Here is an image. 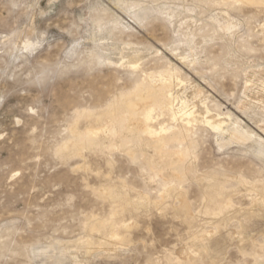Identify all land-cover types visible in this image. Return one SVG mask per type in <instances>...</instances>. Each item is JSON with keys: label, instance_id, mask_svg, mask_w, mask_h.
I'll use <instances>...</instances> for the list:
<instances>
[{"label": "rangeland", "instance_id": "374dc122", "mask_svg": "<svg viewBox=\"0 0 264 264\" xmlns=\"http://www.w3.org/2000/svg\"><path fill=\"white\" fill-rule=\"evenodd\" d=\"M239 1L0 0V264H264V0ZM150 73L179 117L154 126L194 111L184 161L113 119Z\"/></svg>", "mask_w": 264, "mask_h": 264}, {"label": "bare ground", "instance_id": "6f19581e", "mask_svg": "<svg viewBox=\"0 0 264 264\" xmlns=\"http://www.w3.org/2000/svg\"><path fill=\"white\" fill-rule=\"evenodd\" d=\"M238 1V0H237ZM241 1V0H240ZM239 1V2H240ZM245 1H247V0H245ZM244 1V2H245ZM253 1V0H252ZM255 1V0H254ZM253 1V2H254ZM257 1V0H256ZM234 2V1H233ZM243 2V3H244ZM250 2V1H249ZM264 2V1H263ZM242 3V2H241ZM254 3H258V2H254ZM111 20V19H110ZM112 22V21H111ZM102 49V48H101ZM138 52V51H137ZM134 54V53H133ZM139 54V53H138ZM139 58V57H138ZM138 60V59H137ZM132 63V62H131ZM138 64V63H137ZM91 65V64H90ZM134 67V66H133ZM132 67V68H133ZM136 68V67H135ZM135 70V69H134ZM139 71V70H138ZM141 71V70H140ZM147 73V72H146ZM141 75L142 73H139L138 72V75ZM137 75V76H138ZM139 75V76H140ZM143 76V75H142ZM148 77V76H147ZM165 77V76H164ZM168 77V76H167ZM149 78H151V83H150V81H149V83H146L145 82V77L143 76V77H138V78H134V79H136V80H134V84H131V85H133L132 86V89L129 91V92H127V96L128 97H134V98H132V99H130V100H128V101H126V103L125 104H123L124 103V100L121 102L123 105H125L124 107H125V110L124 111H120L119 110V108H117V107H115V106H117L118 104H120V101L122 100H120L119 101V103L118 104H116L114 107L116 108V110L118 109L119 110V114H118V116L116 117V116H114V117H116V118H113V119H115V121H116V123L118 124V129H119V127L120 128H129L131 131H132V133L134 134V137H135V140H137L138 142H142V143H146V144H149V143H152V147L151 148H153L152 150H154L155 152L154 153H156V156L158 157L159 156V158L162 156H164V153L166 152V151H168V150H172L173 152H174V154L180 159V160H185V157L186 158H188L186 155H188L187 153L189 152V150H190V148H192V147H190L188 144H187V142H186V138H187V136H186V138H185V140L183 139H181V135H179V137H178V133H179V131H181L182 129L183 130H185V132H189L190 131V128H191V126H192V124H193V122H194V120H193V118H191L192 116L191 115H193L194 114V111H193V113H187V112H182V114L180 115V124H182L181 126H182V129L181 130H174L175 132H172L171 130H172V128L174 127V125H176V124H174L173 126H160V127H156V126H154L153 125V123H152V121L155 119V118H157L158 116H160V115H162V116H164V115H167L172 121H176L177 120V118H179V117H177L178 115H176V113H174L173 111H172V108H170V107H167L168 106V103L169 102H163V99H165L164 101H168V99L170 98V96L169 95H165L166 93H164V87H163V85H164V82H163V80H162V74L161 75H156V74H154V73H150V75H149ZM167 79V78H166ZM168 82V81H167ZM167 87V86H166ZM170 86H168V88H169ZM130 88V87H129ZM167 89V88H166ZM127 90V89H126ZM125 90V91H126ZM129 90V89H128ZM124 91V90H123ZM122 91V92H123ZM170 91V90H169ZM122 92H120V93H122ZM103 93V92H102ZM167 93H168V91H167ZM123 95H125V93L123 94ZM170 95H171V92H170ZM119 97H122V95H120ZM118 97V98H119ZM127 97V98H128ZM117 98V99H118ZM125 98V97H124ZM123 98V99H124ZM120 99V98H119ZM114 100H115V98H114ZM171 101V100H170ZM112 102V101H111ZM117 102V101H116ZM116 102H114V104L116 103ZM171 104L173 105V103H172V101H171ZM121 105V104H120ZM111 106V105H110ZM110 108H112V107H110ZM120 109H124L123 107L122 108H120ZM91 110V109H90ZM107 110V109H106ZM112 110H115V109H113L112 108ZM179 110V109H178ZM92 111V110H91ZM107 111H109V110H107ZM103 112V111H102ZM104 112H106V111H104ZM122 112H123V114L125 113V115H123L122 114ZM197 112V111H196ZM208 112V111H207ZM206 112V113H207ZM88 113H90V112H88ZM95 113V112H94ZM115 113V112H114ZM91 114V116H96L98 119L99 118H101L102 116H104V115H108L107 114V112H106V114H104V113H97V114H93V113H90ZM117 114V113H116ZM208 114V113H207ZM109 115H110V113H109ZM210 115V114H209ZM89 116V115H88ZM90 116V118H92ZM207 116V115H206ZM103 118V117H102ZM105 118H107V117H105ZM94 119V118H93ZM104 119V118H103ZM112 119V118H111ZM111 119H110V116L106 119V120H108V121H111ZM113 119H112V121H113ZM205 119V118H204ZM92 120V119H91ZM100 120V119H99ZM105 120V119H104ZM95 121H97V120H95ZM101 121V120H100ZM107 121V122H108ZM157 121V120H156ZM99 122V121H98ZM224 122V121H223ZM219 118H214V117H212V116H207L206 117V122L205 123H207L208 125H210L211 127H212V129H215L216 131H219L220 133H221V131H223L224 129H223V126H222V123H223ZM109 123V122H108ZM112 123V122H111ZM115 123V124H116ZM116 124V125H117ZM170 124V123H169ZM97 125V124H96ZM178 125V124H177ZM176 125V126H177ZM179 126V125H178ZM94 127H96V126H94ZM89 128L88 130H86L85 132H79L76 128H72L71 130H69V133H70V135H69V139H68V142L67 143H64V145L61 147V148H72V149H77L78 148V145L82 142H84V141H86V140H89V141H94V139L97 137V134H98V132H100V131H98V127H96V128ZM193 127V126H192ZM125 128H124V130H125ZM126 128V129H127ZM175 128V127H174ZM179 129V128H178ZM232 129V128H231ZM234 129H235V127H234ZM100 130V129H99ZM122 130V129H121ZM123 130V131H124ZM182 130V131H183ZM193 130V129H192ZM230 130V129H229ZM237 130H238V128H237ZM237 130H232L231 132H230V137L232 138V139H236V140H243L244 141V139H247L248 138V136H246L245 134H243V133H241V132H239V131H237ZM118 131V130H117ZM193 131H195V130H193ZM226 131V130H225ZM227 132V131H226ZM243 132V131H242ZM181 133V132H180ZM190 134V133H189ZM223 134V133H222ZM187 135V134H186ZM193 135V134H192ZM195 135V134H194ZM250 135V134H249ZM183 137H184V135H183ZM250 138V137H249ZM117 140V139H116ZM125 140H127V139H125ZM248 140V139H247ZM88 141V142H89ZM148 141V142H147ZM87 143V142H86ZM90 143V142H89ZM93 143V142H92ZM194 143V142H193ZM83 144H85V143H83ZM111 144V143H110ZM195 144V143H194ZM80 145H82V144H80ZM190 147V148H188V146ZM190 145H191V143H190ZM133 146V145H132ZM136 146V145H135ZM194 146V145H193ZM130 147V146H129ZM145 147V146H144ZM150 147V146H149ZM149 147H147V148H149ZM80 148V147H79ZM130 150H132L131 148H130ZM128 151V150H127ZM172 152V153H173ZM193 152V151H192ZM152 153V152H151ZM190 153V152H189ZM130 154V153H129ZM140 154V153H139ZM138 154V155H139ZM144 154H146V153H144ZM171 154V153H170ZM169 154V155H170ZM128 155V154H127ZM133 155V154H132ZM166 155H167V153L165 154V156H164V158L166 157ZM174 155V156H175ZM193 156V155H192ZM129 157V156H128ZM171 157V156H170ZM168 158V157H167ZM131 159V158H130ZM172 159V158H171ZM140 160H142V157H141V159ZM154 160V159H153ZM161 160V159H160ZM146 161H147V159H146ZM151 161V160H150ZM169 161V160H168ZM143 162H144V160H143ZM148 162V161H147ZM147 162H146V164H147ZM173 161H171L170 163H172ZM188 162V161H187ZM151 163V162H150ZM165 163H166V161H165ZM146 164H145V166H146ZM153 164V163H152ZM151 164V165H152ZM161 164H162V162H161ZM183 164V163H182ZM181 164V165H182ZM187 164V163H186ZM151 165H149V166H151ZM164 165H166V164H164ZM164 165H163V167H164ZM171 164H169L168 166H170ZM177 165V164H176ZM153 166V165H152ZM155 166V165H154ZM167 167V166H166ZM183 167H185L184 165H183ZM186 167H188L187 165H186ZM152 167H150V169H151ZM156 168V167H155ZM175 168H176V166H175ZM177 168H178V166H177ZM181 168V167H180ZM180 168H178V171H177V174H178V172H180L181 171V169ZM163 169V168H162ZM189 169V168H188ZM152 170V169H151ZM155 170H157V169H155ZM167 170V169H166ZM177 170V169H176ZM180 170V171H179ZM187 170V169H186ZM193 170V169H192ZM192 170H191V172L190 173H192ZM195 170V169H194ZM185 171V170H184ZM184 171H182V172H184ZM189 171V170H188ZM187 171V173H189ZM151 173H152V171H151ZM154 173V172H153ZM156 173V172H155ZM168 173V172H167ZM185 174H186V172H184ZM184 173H182V175L184 174ZM161 174V173H160ZM160 174H158V172H157V174L156 175H158V176H161ZM164 175V174H163ZM209 175V174H208ZM206 176V175H205ZM204 176V177H205ZM185 177V176H184ZM184 177H183V179H184ZM187 177V176H186ZM209 177H211V176H209ZM231 177V176H230ZM161 179H163V177L161 176L160 177ZM203 178V177H202ZM213 178V177H212ZM232 178V177H231ZM229 179V180H232V179ZM182 179V178H181ZM204 179V178H203ZM210 179V178H209ZM227 179V178H226ZM239 178H237V180L236 181H239L238 180ZM241 179V178H240ZM200 180V179H199ZM228 180V181H229ZM158 181V180H157ZM160 181V180H159ZM176 181V180H175ZM174 181V182H175ZM206 181H208V178H206ZM210 181V180H209ZM213 181V180H212ZM235 181V182H236ZM170 182V181H169ZM168 181H167V183H169ZM178 182V181H177ZM181 182V181H180ZM217 182V181H216ZM173 183V182H172ZM237 183V182H236ZM160 184H162V183H160ZM159 184V185H160ZM180 184V183H179ZM207 184V183H206ZM217 184V183H216ZM220 184V183H219ZM235 184V183H234ZM240 184H242V183H240ZM164 185V184H163ZM181 185V184H180ZM179 185V186H180ZM212 185V184H211ZM232 186V185H231ZM207 187V186H206ZM215 187V186H214ZM227 187V186H226ZM226 187H225V189H226ZM250 187V186H249ZM109 188V187H108ZM161 188V187H160ZM218 188V187H217ZM230 188V187H229ZM103 189V188H102ZM110 189V188H109ZM210 189V188H209ZM224 189V188H223ZM106 190V188L104 187V191ZM208 190V189H207ZM215 190V189H214ZM107 191H108V189H107ZM107 191H105V192H103V190H101L100 192H102V195L103 194H107L108 192ZM111 191V190H110ZM160 191H161V189H160ZM182 191V190H181ZM210 191H212V190H210ZM226 191V190H225ZM254 191V190H253ZM107 192V193H106ZM212 192H214V191H212ZM216 192V191H215ZM220 192V191H219ZM230 192V191H229ZM232 192V191H231ZM113 193V192H112ZM204 193V192H203ZM217 193V192H216ZM162 194V193H161ZM182 194V193H181ZM180 194V195H181ZM215 194V193H214ZM213 194V195H214ZM221 194V193H220ZM220 194H218V198H216V204H214V206H216L217 205V207H219V208H222L223 206V200H221V198L220 197H222L223 198V196H220L219 197V195ZM111 195H113V194H111ZM111 195H107L108 196V198H109V196L111 197ZM167 195V194H166ZM183 195V194H182ZM203 195V194H202ZM208 195H209V193H208ZM217 195V194H216ZM230 195V194H229ZM106 195H104V197H105ZM106 196V197H107ZM184 196V195H183ZM207 196V195H206ZM164 197V196H163ZM185 197V196H184ZM217 197V196H216ZM230 197V196H229ZM228 197V198H229ZM180 197H178V199H179ZM207 198V197H206ZM209 198V197H208ZM172 199V198H171ZM214 199H215V197H214ZM230 199V198H229ZM188 200V199H187ZM184 200L181 198V202H183ZM211 202V201H210ZM188 203V202H187ZM205 203H207V201L205 202ZM225 203V202H224ZM230 204H232L231 202H230ZM229 204V205H230ZM126 205V204H125ZM177 205V204H176ZM180 205V204H179ZM219 205V206H218ZM226 205V204H225ZM228 205V206H229ZM181 206V205H180ZM183 210H184V212L185 213H187L188 214V216L191 214V211H193V210H191V208L189 209L188 208V206H187V204L185 203L184 204V202H183ZM211 206H212V208H210V209H208V212H211V213H213V214H217L218 213V210L216 209V208H213L214 206L211 204ZM210 206V207H211ZM222 206V207H221ZM227 206V205H226ZM207 208H208V206H206ZM174 208H176V207H174ZM182 208V207H181ZM180 208V209H181ZM206 208V209H207ZM224 208H226V207H224ZM229 208V207H228ZM116 209V208H115ZM125 210H126V208H125ZM183 210H182V212H183ZM226 211V210H225ZM115 213H116V211H115ZM183 214V215H186V214ZM210 213V214H211ZM193 214V213H192ZM209 213H207V215H208ZM221 215V214H220ZM187 216V217H188ZM192 216H194V215H192ZM191 216V217H192ZM216 216V215H215ZM222 216V215H221ZM193 218V217H192ZM113 220V219H112ZM189 220V219H188ZM108 221H111V219L109 218V220ZM105 222H107V221H105ZM104 222V223H105ZM101 223V222H100ZM103 223V224H104ZM109 223H111V222H109ZM108 223V224H109ZM113 223V222H112ZM106 224V223H105ZM88 225V224H87ZM98 225V224H97ZM102 225V224H101ZM107 225V224H106ZM110 225V224H109ZM220 225V224H219ZM95 226V225H94ZM100 226V225H99ZM99 226H97V227H99ZM215 226V225H214ZM103 227H106L105 225H103ZM102 227V228H103ZM106 228H108V226L106 227ZM105 229V228H104ZM113 230H114V228H113ZM107 231V230H106ZM112 233V232H111ZM114 233H117V232H114ZM108 235H110V234H108ZM124 235V234H123ZM196 235V234H195ZM110 237H111V235H110ZM113 237V236H112ZM116 238V237H115ZM117 239V238H116ZM118 240V239H117ZM119 241V240H118ZM89 243V242H88ZM205 244V243H204ZM91 245V244H90ZM188 256V255H187ZM189 257V259L192 261V262H195V258L194 257H191V256H188ZM177 258V257H176ZM189 260V261H190ZM191 262V263H192ZM186 263V262H185ZM189 264V263H188ZM193 264V263H192Z\"/></svg>", "mask_w": 264, "mask_h": 264}]
</instances>
